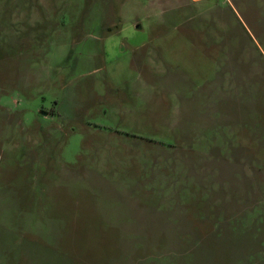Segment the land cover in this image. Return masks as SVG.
I'll list each match as a JSON object with an SVG mask.
<instances>
[{"label": "rangeland", "instance_id": "374dc122", "mask_svg": "<svg viewBox=\"0 0 264 264\" xmlns=\"http://www.w3.org/2000/svg\"><path fill=\"white\" fill-rule=\"evenodd\" d=\"M0 264H264V0H0Z\"/></svg>", "mask_w": 264, "mask_h": 264}]
</instances>
